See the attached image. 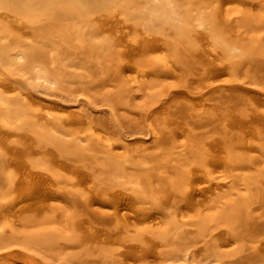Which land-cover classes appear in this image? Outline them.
Segmentation results:
<instances>
[{
  "label": "rangeland",
  "instance_id": "rangeland-1",
  "mask_svg": "<svg viewBox=\"0 0 264 264\" xmlns=\"http://www.w3.org/2000/svg\"><path fill=\"white\" fill-rule=\"evenodd\" d=\"M25 1L0 0V264H264V0Z\"/></svg>",
  "mask_w": 264,
  "mask_h": 264
},
{
  "label": "bare ground",
  "instance_id": "bare-ground-1",
  "mask_svg": "<svg viewBox=\"0 0 264 264\" xmlns=\"http://www.w3.org/2000/svg\"><path fill=\"white\" fill-rule=\"evenodd\" d=\"M5 1H9V0H5ZM88 1H90V0H88ZM93 1H95V0H93ZM106 1H110V0H106ZM226 1V0H225ZM22 2H26L25 0H22ZM83 3V2H82ZM155 13L153 14V20L151 21V22H153L155 25H157V27L155 28L154 27V25L153 24H150L148 27H146V29L147 30H150V31H152V32H157L156 30H159V31H161L160 33L161 34H163V35H166L165 36V43H166V45L169 47V48H171V49H180V48H182L183 46H184V44H182L183 43V41H181L179 38H177L175 35H178V33H179V31H180V29L182 28V26H183V24L182 23H180V22H178L179 20H178V18L176 17V16H174V14L172 13V11L169 9V7H167L164 3H162V5H160L159 7H158V9H157V11H154ZM2 17H4V16H2ZM13 17V16H12ZM256 17V16H255ZM254 17V18H255ZM7 18V17H6ZM13 19V18H12ZM250 19V18H249ZM256 19V18H255ZM259 19V18H258ZM257 19V20H258ZM20 20V19H19ZM18 20V21H19ZM261 20V19H260ZM264 20V18L262 19V21ZM253 21V20H252ZM255 21V20H254ZM22 22V21H21ZM257 23V22H256ZM260 24V23H259ZM264 24V23H263ZM251 25V24H250ZM262 25V24H261ZM160 26L161 27H165V28H160ZM167 31H166V30ZM158 31V32H159ZM170 31V32H169ZM182 42V43H181ZM209 53V52H208ZM34 55V52H32V51H30L28 54H27V59H28V62L30 63V61L29 60H31L30 58L32 57ZM179 80V79H178ZM183 91V90H182ZM181 91V92H182ZM180 93V92H179ZM223 95V94H222ZM219 97V96H218ZM191 98V97H190ZM199 100V99H198ZM216 101V100H215ZM198 102V101H197ZM196 102V103H197ZM236 106L238 105V104H235ZM166 107V106H165ZM231 107V106H230ZM222 108V107H221ZM235 108V107H234ZM224 111H225V113H227L228 111H231V109H228V108H225L224 109ZM139 112V111H138ZM220 115H221V113H220ZM180 116H182V115H180ZM184 117H185V115H184ZM224 118H225V116H224ZM224 118H221L219 121H218V123L219 122H221V124L223 125V122H225V120H226V118H225V120H224ZM185 119V118H184ZM183 119V120H184ZM202 121V120H201ZM205 122V121H204ZM208 122H209V120H208ZM157 122H155L154 123V125L156 124ZM210 123V122H209ZM227 123V122H226ZM158 124H160L159 123V120H158ZM158 124H156V125H158ZM181 124V123H180ZM183 125V124H182ZM206 125V124H205ZM211 125H213V122L211 121ZM163 126V125H162ZM210 126V125H209ZM217 126H218V124H217ZM221 126V125H220ZM155 127H157V126H155ZM159 127V130H161L160 129V127H161V125L160 126H158ZM157 127V128H158ZM219 127V126H218ZM156 128V129H157ZM185 128V127H184ZM224 128V127H223ZM210 129V128H209ZM222 129V128H221ZM164 130V129H163ZM225 130V129H224ZM158 131V130H157ZM210 131L212 132V133H214V134H209V135H213V140H214V138L216 137V139L218 138V140L219 141H217L216 140V142H213V140H212V142H213V144H208V142L209 141H206V149H204L203 148V150H199V148H198V150H197V148H195V149H192L191 150V152H190V154L191 155H194V156H196V157H204L205 159H207V161L209 160V156H210V150L211 149H213V148H217V147H220V149H227L228 150V148L226 147V145H225V143L224 144H222V142L220 141V139L222 140L223 139V141H224V139H226L227 138V133H225L224 131L223 132H221V133H219V135L217 136V134H216V132L214 131V129H210ZM226 131V130H225ZM162 132V131H161ZM179 132V131H178ZM168 133V132H167ZM180 133V132H179ZM208 133H210L209 131H207V130H205V131H203L202 132V134L200 135V136H198V137H201V138H205L206 137V135L208 134ZM164 134H165V132H164ZM164 134L162 135V137L164 136ZM214 135H215V137H214ZM168 136V135H167ZM169 138V137H168ZM211 138V137H210ZM210 138H208V139H210ZM160 140H161V138H160ZM207 140V139H206ZM211 140V139H210ZM204 141V143H205V140H203ZM165 142V141H164ZM202 142V141H201ZM221 142V143H220ZM171 146V145H170ZM169 146V147H170ZM166 147V146H165ZM226 151V150H225ZM62 156L65 158V161H68L69 160V155L67 154V153H65V152H63V154H62ZM185 159V158H184ZM191 159V158H190ZM225 159V158H224ZM177 161L176 162H173V161H175V160H173L172 162L170 161V163H166L167 165H166V167H167V169H170V170H175L176 168H180V167H182L184 164H185V161L183 160V159H180V160H178V159H176ZM223 161V160H222ZM221 162V161H220ZM172 163V164H171ZM218 166V165H217ZM217 168V167H216ZM199 171V170H198ZM178 172V171H177ZM202 172V171H201ZM175 173V172H174ZM176 175V174H175ZM202 175H203V172H202ZM196 176H198V175H196ZM201 177V176H200ZM253 178V177H252ZM201 179V178H200ZM179 181H181L180 179H179ZM178 181V182H179ZM198 181V180H197ZM203 181H204V179H203ZM207 181V180H206ZM180 183V182H179ZM184 184H185V182H184ZM184 186V185H183ZM194 188H196V186L194 187ZM210 188V187H209ZM198 189V188H197ZM217 189V188H216ZM193 190V189H192ZM208 190V189H207ZM199 192V191H198ZM209 193V192H208ZM260 235V234H259ZM262 245V244H261Z\"/></svg>",
  "mask_w": 264,
  "mask_h": 264
}]
</instances>
